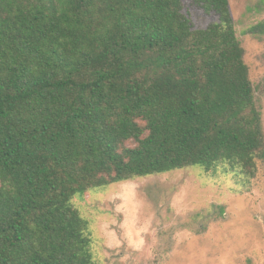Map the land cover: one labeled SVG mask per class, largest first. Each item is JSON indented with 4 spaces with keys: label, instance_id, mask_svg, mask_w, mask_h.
<instances>
[{
    "label": "trees",
    "instance_id": "trees-1",
    "mask_svg": "<svg viewBox=\"0 0 264 264\" xmlns=\"http://www.w3.org/2000/svg\"><path fill=\"white\" fill-rule=\"evenodd\" d=\"M188 4L217 21L182 0H0V264H95L87 190L264 159L228 1Z\"/></svg>",
    "mask_w": 264,
    "mask_h": 264
},
{
    "label": "rangeland",
    "instance_id": "rangeland-1",
    "mask_svg": "<svg viewBox=\"0 0 264 264\" xmlns=\"http://www.w3.org/2000/svg\"><path fill=\"white\" fill-rule=\"evenodd\" d=\"M182 0L195 28L216 22ZM264 136V0H227ZM95 264H264V159L252 174L190 166L87 190Z\"/></svg>",
    "mask_w": 264,
    "mask_h": 264
}]
</instances>
